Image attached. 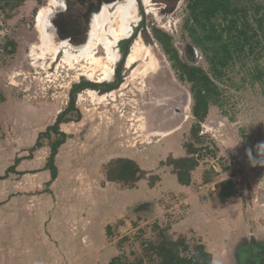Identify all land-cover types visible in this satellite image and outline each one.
I'll use <instances>...</instances> for the list:
<instances>
[{"label":"rangeland","instance_id":"374dc122","mask_svg":"<svg viewBox=\"0 0 264 264\" xmlns=\"http://www.w3.org/2000/svg\"><path fill=\"white\" fill-rule=\"evenodd\" d=\"M51 1L23 0L19 4L17 0H0V92L4 96L0 103V177L16 160L18 166L26 162L23 169L20 165L17 173L0 180V264H108L116 256L130 264H152L142 247L144 242L157 241L150 217L145 216L144 223L133 231L129 227L127 232H132L128 235L115 230L108 233L104 224L94 230L90 227L87 208L99 190L94 179L98 171L105 172L108 164L120 156L134 157L143 171L151 169L146 172V183L153 175H170L172 168L167 166V160L187 156L189 144L197 150L191 194L198 197V202L214 201L222 181L232 180L236 185L239 196L231 198L225 207L238 216V223L236 219L232 222L241 230L240 236L219 247L220 257L217 253L215 262L236 264V253L248 245L249 239L264 241V167L250 163L251 159H264V46L253 55L235 60L221 80L214 82L220 93L219 104L209 106L194 139L191 130L197 123L191 111L190 84L179 79L156 41V47L151 44L156 63L151 62L154 66L146 72L147 60L128 66L126 58V68L120 60L117 62L115 45L110 49V62L98 42L103 35L99 29L90 49L81 53L88 40L77 51L55 37L49 15L60 0L53 6ZM189 1L177 0L164 18L157 10L164 7L163 3L149 0L147 6L142 1L145 14L141 23L152 36L154 29L165 33L178 55L185 54L187 44L193 45L183 28ZM253 2L261 5L264 13V0ZM134 5L127 17L130 33L140 19L135 1ZM43 8L51 11L42 32L57 53L38 60L36 48L41 41L36 17ZM114 11L115 8L109 10L104 27V36L110 42L118 31ZM90 32L91 26L87 39ZM8 42L14 43L13 53L4 49ZM66 54L73 58L66 60ZM190 64L209 74V65L200 51L199 58ZM106 68L111 70L107 77ZM113 69H120L118 80L122 84L107 91V86L114 87L116 83ZM255 69L263 72L261 80L252 78ZM99 78L103 83L97 82ZM81 82L100 86L78 92L69 109L70 90ZM178 98L184 101L181 115L170 106ZM61 112L59 131L66 134V139L55 157L57 179L48 186L49 178H44L43 171L49 142L43 138L41 148H35V142ZM110 186L128 189L117 183ZM170 194L162 201L164 215L186 213L188 204L177 201L182 196ZM220 207L219 211L224 212V206ZM133 209L115 224L116 228L124 224ZM74 219H79L77 229L73 227ZM222 225L228 228L230 223L224 221ZM165 227L162 225L167 237L176 239ZM187 237L192 248L198 236Z\"/></svg>","mask_w":264,"mask_h":264},{"label":"trees","instance_id":"16d2710c","mask_svg":"<svg viewBox=\"0 0 264 264\" xmlns=\"http://www.w3.org/2000/svg\"><path fill=\"white\" fill-rule=\"evenodd\" d=\"M20 4L23 0H17ZM16 3V4H18ZM188 17L183 28L187 32L190 41L204 55L209 65V74L196 66L183 63L177 51L171 45V39L163 32L154 30V36L159 42L164 54L168 57L172 68L178 73L179 79L190 84L192 96V115L197 123L191 130L194 139L198 137L199 124L204 121L210 105L219 104V90L215 81H220L224 71L235 60H240L247 55H253L261 45L264 46V13L261 5H256L253 0H190L187 5ZM263 36V38H261ZM5 51L14 52V43L8 42ZM252 78L261 80L263 72L255 69ZM100 85L81 82L72 86L69 109L73 107L75 95L85 89L96 90ZM4 102V96L0 92V103ZM62 112L57 115L56 122L46 128L37 136L35 148H41V140L46 139L49 144V155L44 169L50 174L49 186L57 177L55 157L60 146L65 143L66 134L59 131ZM52 135L56 138L52 139ZM188 147V148H187ZM186 147L187 156L181 158H169L167 166L172 168V174L178 184L189 186L191 173L197 168L196 149L193 145ZM14 165L8 167L0 180L7 178L15 172ZM147 173L132 160L117 158L111 161L105 169L106 180L122 184L128 188H134L136 183L146 178ZM158 182V177L148 180L150 187ZM204 182H207L204 179ZM217 199L221 204L227 203L231 198L238 197L236 185L232 180L222 181L218 185ZM157 232V241L144 242L142 247L152 264H212L211 255L201 244L189 247L185 237L176 239L167 237L165 229L154 224ZM109 233V228H107ZM138 263L141 260H137ZM108 264H130L127 259L116 256Z\"/></svg>","mask_w":264,"mask_h":264},{"label":"crops","instance_id":"0c3cea01","mask_svg":"<svg viewBox=\"0 0 264 264\" xmlns=\"http://www.w3.org/2000/svg\"><path fill=\"white\" fill-rule=\"evenodd\" d=\"M116 158L124 157L120 156ZM126 159H130L136 163V159L134 157H126ZM24 164H26V162H23L22 165L20 164V168L23 169L25 167ZM19 166L18 164L16 165L14 174L17 173V170H20L18 169ZM140 168L143 170L142 167ZM147 170L148 172L151 171V169ZM43 172L44 178H49L47 181L48 183L50 181V174L45 169ZM193 173L194 172L191 173V183L189 186H182L178 184L176 177L173 174L167 175L163 173V177H161V175H155L158 177V182L152 187H150L144 180H140L136 183L135 187L131 189L117 187L112 189L110 185L114 183L106 180L105 172L99 173L98 171L97 178L94 179V181L98 184L99 190H96L95 195H92L91 205L87 208V219L90 222V227L94 230V228L98 225L104 224L106 228H109L110 232H127L129 227H132L133 231L138 227V224H143L145 216L147 218L150 217L152 222L157 224L161 229L162 225L166 226V231H169L174 238L176 236L188 238V234L198 236L197 244L204 246L205 250L212 257V264H215L217 258L216 254L218 252L220 253L219 247L223 245L227 246L230 241L240 236L238 235V232H241V230L239 228H235L238 226L236 225V223H238V216L236 217V214L231 213L228 209H226L225 206H227L228 202L225 204H221L219 202L217 194L214 201L203 199V201L198 202V197L195 198L196 195L191 194ZM170 193L182 196V200L180 198V201H177L178 204H182L183 202L188 204L186 213H184L185 211H182V213H180L181 215L177 214L174 217L164 215V205L162 201L166 199V195H171ZM141 205L143 206L140 207ZM220 206H224V212L219 211V209L222 208ZM132 208L134 209L129 218L124 220V224L116 228L115 224L118 221L123 220L127 216L128 212L132 211ZM156 211L157 216L154 215ZM233 219H236L237 221L234 225L232 222ZM78 220L79 219H74L75 224H73V227L76 229L79 227ZM224 221H228L230 223L228 228L223 227L222 223ZM129 232L125 233V235H128ZM71 234L72 233L69 235ZM112 244L113 243L109 244L110 247ZM38 250H42L41 246Z\"/></svg>","mask_w":264,"mask_h":264},{"label":"flooded vegetation","instance_id":"af4514ba","mask_svg":"<svg viewBox=\"0 0 264 264\" xmlns=\"http://www.w3.org/2000/svg\"><path fill=\"white\" fill-rule=\"evenodd\" d=\"M117 1L118 0H60V3L57 5V8H55L52 11V13L49 15V23L51 26V30L53 31L55 37H57L58 39L64 42L70 43V46L76 48L75 50L78 51V49L81 48L83 45H85V42L87 41L88 33L90 31V26L92 27L90 20L93 13H97L102 7V5L106 6L107 11L109 13L110 9H114V8L116 9V7L118 6ZM134 1L138 7L137 15L139 16L140 19L138 23L134 25V27L132 28L131 33L129 31L130 36L129 35H128L129 37L126 36L128 38L119 37L114 42L115 48L117 49L116 52L118 54L117 62L118 60H120V63H122L124 67H125L126 58L128 57L127 55H129L128 53L131 52L132 44L135 41V39L138 37V35H142L144 41L148 42L150 46L152 44L153 46L156 47L155 41L156 43L159 44V42L156 40L154 36L155 29L152 32L153 33L152 36L144 27V24L141 23L143 15L145 14L144 13L145 10L143 9L144 6L142 5L143 0H134ZM151 1H153L154 4L159 1L163 3L164 7L157 9L160 18L162 17L164 18V15L167 11H172L177 2V0H151ZM133 6L135 7L134 3ZM111 16L112 15H110V17ZM116 21L118 22L119 25L120 23L117 18ZM107 24L108 21L105 23V25L107 26ZM192 46L198 50V54L197 53L195 54L197 55L196 57L199 58L200 50L194 44ZM184 53H185L184 55H182V53L178 55L179 59L183 63H186L187 65H191L190 63L195 62L193 59V55L191 54V52H189L188 48L184 47ZM181 55L185 56L184 57L185 60L181 58ZM119 70L120 69H113L112 73L117 78L116 83L114 87L107 86V91L111 90L112 88H115L118 84H120L119 87L121 86L122 82L118 80ZM182 104H184V101L178 98V100L175 103H173L172 105L170 104L171 110L174 111L175 114L181 115L182 113L181 107H183ZM172 117L173 116L169 117V119ZM236 256H237L236 264H264V241H260L255 238L249 239L248 245H243V247L236 253Z\"/></svg>","mask_w":264,"mask_h":264},{"label":"bare ground","instance_id":"6f19581e","mask_svg":"<svg viewBox=\"0 0 264 264\" xmlns=\"http://www.w3.org/2000/svg\"><path fill=\"white\" fill-rule=\"evenodd\" d=\"M143 2L145 5L148 6L149 0H143ZM56 3H57L56 0H52L50 2V5L53 6ZM133 3H134V0H118L117 1L118 6L116 7L114 14H115V16L118 19L120 24L118 25V32L116 31V34L113 35L114 37H113L112 42H110L104 36L105 30H106V29L104 30V27L106 26L105 23L108 21V16H109V13L107 11L106 6L103 5V7H101L97 13H93L91 20H90L91 25H92V32H90L89 38L87 39L88 44L85 48H82V50L80 52L85 53L87 49H90L91 43L93 42V39H95V37H96L95 35L97 33V29H99L103 35L98 39V42L99 43L101 42L100 44L103 45V49L106 51V53L108 55L107 59L110 62H113V59H112L113 55L110 54L111 53L110 52L111 46L115 45L114 42L119 37H126L129 35L130 29L127 26V17H128L129 11L132 10L134 7ZM134 9H135V7H134ZM50 11H51V9L47 10V9L43 8L38 12V15L36 17V27L39 30L40 41H41L39 46L36 48L38 51V54L35 57L38 60L43 59L45 57V55H47V54L54 56L57 53V49L54 48V46H52L50 41H48V39H49L48 35H47V37H48V39H47V37L42 32L43 24L46 22L45 18L50 13ZM109 34H111V31H109ZM69 58L72 59L73 56L66 54L65 59L68 60ZM141 59L148 61L144 72L152 69V67L154 66V65H152V63H154V64L156 63L155 60L153 61V57H152V53H151V47L149 46V44H146L142 40L141 36L139 35V37L133 42L131 52L129 53V55L127 57L128 66L130 64L132 65V64L137 63ZM63 61H65V60H63ZM106 70L107 71H105V76L107 77L109 72H111V70L109 68H106ZM97 81L102 82L104 80L99 78ZM89 93L93 94L94 92L89 91Z\"/></svg>","mask_w":264,"mask_h":264},{"label":"water","instance_id":"95a60500","mask_svg":"<svg viewBox=\"0 0 264 264\" xmlns=\"http://www.w3.org/2000/svg\"><path fill=\"white\" fill-rule=\"evenodd\" d=\"M185 48H188L189 49V52H191V54H193V59H194V61H196L197 59H198V57H196L197 55L195 54V53H197L198 54V50L196 49V48H194L192 45H190V44H187L186 46H185ZM197 51V52H196ZM119 85L120 84H118L117 86H116V89L119 87Z\"/></svg>","mask_w":264,"mask_h":264},{"label":"clouds","instance_id":"9594fccd","mask_svg":"<svg viewBox=\"0 0 264 264\" xmlns=\"http://www.w3.org/2000/svg\"><path fill=\"white\" fill-rule=\"evenodd\" d=\"M250 163H251L253 166L259 165V166L264 167V159H259V160L251 159V160H250Z\"/></svg>","mask_w":264,"mask_h":264}]
</instances>
